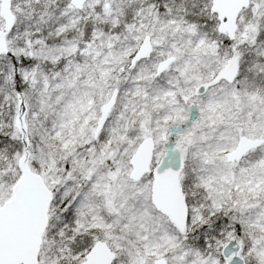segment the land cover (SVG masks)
Listing matches in <instances>:
<instances>
[{
  "label": "snow or ice",
  "instance_id": "obj_1",
  "mask_svg": "<svg viewBox=\"0 0 264 264\" xmlns=\"http://www.w3.org/2000/svg\"><path fill=\"white\" fill-rule=\"evenodd\" d=\"M0 264H264V0H0Z\"/></svg>",
  "mask_w": 264,
  "mask_h": 264
}]
</instances>
